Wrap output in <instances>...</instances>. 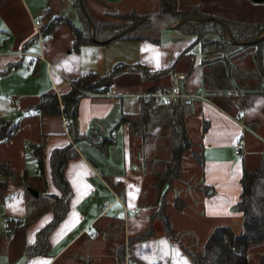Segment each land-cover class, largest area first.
<instances>
[{
    "label": "crops",
    "instance_id": "obj_1",
    "mask_svg": "<svg viewBox=\"0 0 264 264\" xmlns=\"http://www.w3.org/2000/svg\"><path fill=\"white\" fill-rule=\"evenodd\" d=\"M83 1L94 19L154 15L160 7L159 0ZM175 3L179 11L264 32V1ZM187 23H147L129 37L73 50L71 27L82 25L75 0H0V121L18 125L0 142V165L11 171L0 172V264H191L188 252H202L215 228L242 232L241 175L258 171L264 159V44L234 45L217 28ZM89 73L106 78L98 84L105 90L83 91L67 126L63 111L29 112L43 94L59 99ZM173 87L200 94L191 105L148 109L145 133L133 132L144 96ZM177 123L189 145L178 174L157 187L171 163ZM31 145L42 146V174L35 161L30 166ZM56 150L76 152L63 170L64 192L53 181ZM161 205L176 240L155 215ZM132 209L140 212L126 218ZM263 251L264 243L250 247L248 264H258Z\"/></svg>",
    "mask_w": 264,
    "mask_h": 264
},
{
    "label": "trees",
    "instance_id": "obj_2",
    "mask_svg": "<svg viewBox=\"0 0 264 264\" xmlns=\"http://www.w3.org/2000/svg\"><path fill=\"white\" fill-rule=\"evenodd\" d=\"M75 6L78 9V13L82 21L81 27H71L74 35L73 50H78V48L82 45L91 43L93 41L91 39L90 26L81 9L79 8L78 0H75ZM159 6V12L154 15L140 16L135 13H130L108 15L102 19L92 18L95 25L96 38V42L93 43L109 40L136 21L145 18L161 19L168 25H172L185 18H203L197 10L192 12L179 11L177 9L175 0H159ZM186 25H188V23L183 24L181 27ZM227 25L229 26L237 42L252 41L263 33V28L255 24L227 23ZM199 26L201 28L204 26L217 28L219 29L221 35L225 36L224 31L214 22L202 23ZM130 34L124 36L123 38L129 37ZM260 44L263 45L264 40ZM104 79L106 78L103 77L99 79L97 74L94 73L86 74L77 79L74 82V87L71 89V91L66 95H62L59 97V99L54 93L43 94L37 104L31 108L29 112L41 117L60 114L61 110L59 106V100H61L64 104L63 113L66 116L71 117L72 120H75V107L78 99L81 96V93L83 91H104L105 89H98L96 84V82H99V80L103 81ZM178 105L179 104L173 106L176 111L181 109V107ZM142 107L143 112L139 117L135 118L133 121L131 120L130 124L133 132L144 134L148 118L147 113L149 109V103H144ZM17 126V123L4 120L0 121V142L10 139L16 132L18 128ZM171 129L176 142L172 149V166L171 168L168 167L165 173L159 176L157 187L160 186L162 182L170 183L171 180L178 174L177 171L181 163V152L189 145V142H187L186 138L187 136L183 131L182 124L177 123L175 126L172 125ZM30 150L37 167V172L42 174V146L31 145ZM74 156H76L75 151L71 152L69 150H56L54 151L51 158L53 165L54 184L63 192L65 191L63 170L67 161ZM170 169L172 170V173H170V171L168 172ZM0 172L3 176L11 175V171L8 170L6 165H0ZM240 183L242 190L240 200L236 205V210L240 212L243 217L242 232L235 234L229 227L215 228L205 242L202 252H188L191 264H248L249 248L254 245L264 243V159L258 171H243ZM0 184H2V182H0ZM176 208H178V206H176ZM164 210V205H161L155 215L162 219V227L166 235L169 238L176 240L175 234L169 224L167 217L165 216ZM63 214L64 212L55 217L54 222L43 231V238H45L46 234L53 228V226L58 222ZM149 236H151L150 233H146L142 235V238H148ZM258 264H264V251L260 255Z\"/></svg>",
    "mask_w": 264,
    "mask_h": 264
},
{
    "label": "water",
    "instance_id": "obj_3",
    "mask_svg": "<svg viewBox=\"0 0 264 264\" xmlns=\"http://www.w3.org/2000/svg\"><path fill=\"white\" fill-rule=\"evenodd\" d=\"M79 1V8L81 9L84 17L87 19L88 24L90 26L91 29V39L93 42H96V38H95V25L93 22V19L91 17V15L88 13L86 7H85V3L83 0H78ZM256 2H261L264 0H254ZM187 22H194V23H207V22H214L215 24H217L226 34V36L228 37L229 41L234 44V45H239V46H253V45H257L260 44L263 40H264V32L262 33V35H260L258 38L252 40V41H247V42H237L229 28V26L218 19H214V18H185L182 19L180 21H178L176 23V25L174 27H171L170 25L166 24L164 21H162L161 19H157V18H145V19H141L136 21L135 23H133L132 25H130L129 27L125 28L122 32L116 34L115 36H113L112 38H110L109 40L106 41H101L99 43L101 44H105L108 43L109 41L115 40V39H119L122 38L126 35H129L130 33H133L134 31H136L137 29H139L140 27H142L143 25L147 24V23H159L162 25L163 28L165 29H177L180 26H182L183 24L187 23ZM28 191L31 195H33L34 197H38V193L37 191L28 188Z\"/></svg>",
    "mask_w": 264,
    "mask_h": 264
},
{
    "label": "built area",
    "instance_id": "obj_4",
    "mask_svg": "<svg viewBox=\"0 0 264 264\" xmlns=\"http://www.w3.org/2000/svg\"><path fill=\"white\" fill-rule=\"evenodd\" d=\"M35 28L38 31L43 30L44 25L42 23H36ZM200 94V91H198L195 95H190L185 92H183L179 87H173L168 90H161L157 89L154 90L153 92L147 94L144 96L145 99L148 100L151 104V110L157 111L161 107H171L174 105V103L178 101H183L185 105H191L193 98L196 97V95ZM111 95H117L115 90L111 91ZM61 112L63 111V107L61 104L60 108ZM63 125L67 126L70 123V118L66 116L63 112ZM243 150V143L242 142H237L235 146V154L239 155L241 151ZM106 207H102V210L104 211ZM140 211L138 209H132V210H126L125 211V216L126 218L132 217L133 215L138 214ZM13 236V235H12ZM11 236V237H12Z\"/></svg>",
    "mask_w": 264,
    "mask_h": 264
},
{
    "label": "rangeland",
    "instance_id": "obj_5",
    "mask_svg": "<svg viewBox=\"0 0 264 264\" xmlns=\"http://www.w3.org/2000/svg\"><path fill=\"white\" fill-rule=\"evenodd\" d=\"M114 21H115V19H114ZM91 30V29H90ZM90 34H91V32H90ZM99 82H101V81H99ZM99 82H96V84H97V86H99L98 84H99ZM147 95V94H146ZM149 103V109L151 110V104H150V102H148ZM151 111H154V110H151ZM158 111V110H157ZM29 160H30V166L31 165H34V159L32 158V156H29ZM171 166H172V163H170L169 164V167L171 168ZM170 171V173H172V170L170 169V170H168V172ZM17 182V183H21L23 180H22V177H14V182ZM27 182H28V184H30V185H34V183H35V180L34 179H32L31 177H28L27 178ZM39 190H41V192H43V190H42V188L40 189L39 188ZM27 191H28V189H27ZM43 194V193H42ZM42 197V199H43V196H41ZM41 199V200H42ZM248 259H249V261L251 262V255L248 253Z\"/></svg>",
    "mask_w": 264,
    "mask_h": 264
}]
</instances>
